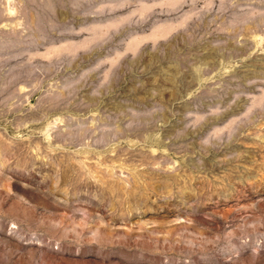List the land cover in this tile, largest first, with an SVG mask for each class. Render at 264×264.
I'll use <instances>...</instances> for the list:
<instances>
[{"label":"rangeland","instance_id":"1","mask_svg":"<svg viewBox=\"0 0 264 264\" xmlns=\"http://www.w3.org/2000/svg\"><path fill=\"white\" fill-rule=\"evenodd\" d=\"M0 264H264V0H0Z\"/></svg>","mask_w":264,"mask_h":264}]
</instances>
